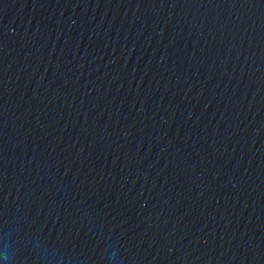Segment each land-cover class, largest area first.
<instances>
[{"label":"water","instance_id":"95a60500","mask_svg":"<svg viewBox=\"0 0 264 264\" xmlns=\"http://www.w3.org/2000/svg\"><path fill=\"white\" fill-rule=\"evenodd\" d=\"M0 264H264V0H0Z\"/></svg>","mask_w":264,"mask_h":264}]
</instances>
